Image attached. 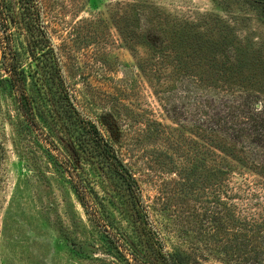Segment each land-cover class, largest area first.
<instances>
[{"label": "rangeland", "instance_id": "1", "mask_svg": "<svg viewBox=\"0 0 264 264\" xmlns=\"http://www.w3.org/2000/svg\"><path fill=\"white\" fill-rule=\"evenodd\" d=\"M35 2L49 48L33 52L25 31H10L40 129L23 117L0 70V264H119L57 164L54 146L69 143L57 120L64 93L130 169L165 254L182 253L191 264H254L231 249L214 166L201 167L200 140L186 124L201 116L203 93L185 101L184 83L172 86L153 66L168 48H205L221 32L254 71L264 62V0ZM93 178L100 196L112 191V181Z\"/></svg>", "mask_w": 264, "mask_h": 264}, {"label": "trees", "instance_id": "2", "mask_svg": "<svg viewBox=\"0 0 264 264\" xmlns=\"http://www.w3.org/2000/svg\"><path fill=\"white\" fill-rule=\"evenodd\" d=\"M194 15L197 13L186 16V21L195 19ZM260 20L264 23V18ZM11 27L25 31L33 52L42 51L44 44L49 48L39 26L35 0H0V33L6 41L0 70L7 76L1 80L8 83L23 117L31 127L40 129ZM215 36L216 41H209L205 48L199 44L161 52L154 72L174 87L182 81L185 101L195 91L203 93L197 102L201 116L186 123L200 140L201 167L205 170L210 162L214 166L219 213L229 218L234 229L231 249L252 255L254 264H264V62L257 60L251 71L237 56L227 34ZM258 58L263 59L261 55ZM61 98L57 120H62L61 133L69 143L64 151L54 146L57 164L69 178L86 215L103 229L109 254L119 264H191L187 255L163 252L148 224L130 169L96 125L80 115L66 93ZM93 174L102 179L100 183L112 181V191L100 196Z\"/></svg>", "mask_w": 264, "mask_h": 264}]
</instances>
